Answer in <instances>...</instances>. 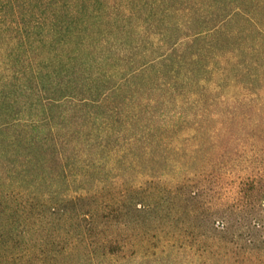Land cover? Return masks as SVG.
<instances>
[{"label":"trees","instance_id":"trees-1","mask_svg":"<svg viewBox=\"0 0 264 264\" xmlns=\"http://www.w3.org/2000/svg\"><path fill=\"white\" fill-rule=\"evenodd\" d=\"M0 264H264V0H0Z\"/></svg>","mask_w":264,"mask_h":264},{"label":"rangeland","instance_id":"rangeland-1","mask_svg":"<svg viewBox=\"0 0 264 264\" xmlns=\"http://www.w3.org/2000/svg\"><path fill=\"white\" fill-rule=\"evenodd\" d=\"M227 189H228V186H227V187H224L223 192L225 193V192L229 191V190H227ZM214 198H215V197H214ZM182 220H183V219H182ZM218 220L221 221V218H218Z\"/></svg>","mask_w":264,"mask_h":264}]
</instances>
